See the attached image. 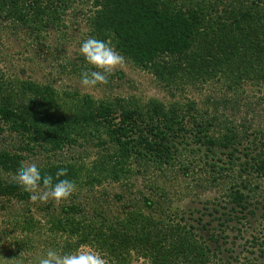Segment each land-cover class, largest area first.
<instances>
[{"label": "trees", "instance_id": "trees-1", "mask_svg": "<svg viewBox=\"0 0 264 264\" xmlns=\"http://www.w3.org/2000/svg\"><path fill=\"white\" fill-rule=\"evenodd\" d=\"M86 7L82 15L80 9ZM80 17L97 43L110 44L122 58L169 87L219 78L264 86V0H0V21L25 31L43 49L44 36L50 31L65 34L70 20ZM3 78L0 75V136L8 133L26 143L0 150V203L27 201L31 187L92 190L111 181L128 183L135 171L144 175L174 168L194 150L206 158L225 150L230 168L238 166L242 173L264 180V143L247 149L242 162L236 133L214 140L212 125L198 123L192 114L195 104L185 109L174 103L168 108L156 101L141 105L134 99L97 102L91 97L76 102L75 95L62 97L52 84L10 83ZM90 144L99 152L90 167L82 157L47 163L33 177L25 168L27 155L37 149L57 156L79 147L87 150ZM228 199L219 221L241 222L255 214L248 211L246 183L233 185ZM156 204L145 195L138 202L128 198L120 215L102 212L99 227L71 205L47 225L52 238L61 236L70 247L71 239L78 248L95 246L112 264H122L131 252L151 264H215L224 237L201 234L210 233L212 223L202 224L200 218L195 227L184 218L171 220ZM27 220L15 224L20 246L31 244L43 231L34 218Z\"/></svg>", "mask_w": 264, "mask_h": 264}, {"label": "rangeland", "instance_id": "rangeland-1", "mask_svg": "<svg viewBox=\"0 0 264 264\" xmlns=\"http://www.w3.org/2000/svg\"><path fill=\"white\" fill-rule=\"evenodd\" d=\"M88 10L89 7L80 9L82 15ZM64 33L50 31L44 36L46 47L43 49L25 31L0 21V75L10 83L52 84L62 97L75 95L76 102L91 97L97 102L134 99L141 105L156 101L168 108L174 103L185 109L195 104L192 114L198 123L212 125L210 135L214 140H220L229 131L236 133L238 143H241L236 147L237 157L242 162L247 149L253 151L264 143L263 85L219 78L203 84L179 82L178 88L169 87L150 71L122 58L110 44L97 43L82 17L70 20ZM25 143L8 133L0 136V150L21 148ZM85 147L87 150L79 147L57 156L37 149L33 155H27L24 165L30 177L47 163L57 160L83 157L81 160L90 167L99 152L94 144ZM215 153L206 158L198 150L192 154L188 151L174 168L144 175L135 171V177L128 183L111 181L102 187L95 185L92 190L77 186L73 189L72 185L45 189L31 187L27 201L13 199L0 203V264H112L95 246L78 248L71 239L73 246L70 247L61 236L52 238L49 220L53 216L59 217L64 207L76 205L84 220L99 227L102 212L120 215L128 206V198L138 202L142 195L164 209V216L171 220L184 218L195 227L199 226L200 218L202 224L212 223L209 227L212 231L201 234L208 237L215 232L224 237L220 241L223 252L215 264H263L264 180L252 172L242 173L238 166L234 170L230 168L225 150L217 149ZM214 165H217L215 169ZM242 183L249 187L251 205L248 211L255 214L241 222L227 223L223 218L219 221L223 213L221 208L228 205L230 188ZM118 197L122 199L119 201ZM117 208L121 211L116 212ZM214 210L220 213L216 214ZM30 218H34V223H40L43 231L34 236L31 244L20 246L17 240L21 239H18L21 234L19 230L15 231V224ZM211 247L214 252L218 250L217 245ZM122 264L151 262L131 252Z\"/></svg>", "mask_w": 264, "mask_h": 264}]
</instances>
